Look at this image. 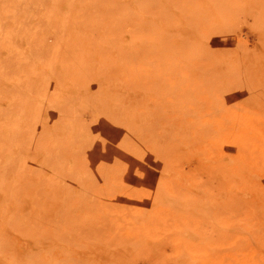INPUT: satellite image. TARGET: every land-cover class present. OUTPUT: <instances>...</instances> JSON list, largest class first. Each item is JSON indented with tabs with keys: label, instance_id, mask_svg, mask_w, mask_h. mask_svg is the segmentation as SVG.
<instances>
[{
	"label": "rangeland",
	"instance_id": "obj_1",
	"mask_svg": "<svg viewBox=\"0 0 264 264\" xmlns=\"http://www.w3.org/2000/svg\"><path fill=\"white\" fill-rule=\"evenodd\" d=\"M0 264H264V0H0Z\"/></svg>",
	"mask_w": 264,
	"mask_h": 264
},
{
	"label": "bare ground",
	"instance_id": "obj_2",
	"mask_svg": "<svg viewBox=\"0 0 264 264\" xmlns=\"http://www.w3.org/2000/svg\"><path fill=\"white\" fill-rule=\"evenodd\" d=\"M236 125H237V124H236ZM240 134H241V133H240ZM248 134H249V133H248ZM250 134H251V133H250ZM238 141H239V140H238ZM238 141H237V142H238ZM233 143H234V142H233ZM235 144H236V143H235ZM231 145H232V144H231ZM78 224H81V223H78ZM82 229H83V228H82ZM92 233H93V232H92Z\"/></svg>",
	"mask_w": 264,
	"mask_h": 264
}]
</instances>
